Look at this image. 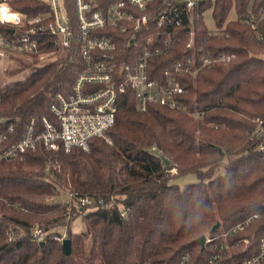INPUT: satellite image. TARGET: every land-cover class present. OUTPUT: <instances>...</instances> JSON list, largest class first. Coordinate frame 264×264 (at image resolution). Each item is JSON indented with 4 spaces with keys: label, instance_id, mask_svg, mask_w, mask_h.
Segmentation results:
<instances>
[{
    "label": "trees",
    "instance_id": "16d2710c",
    "mask_svg": "<svg viewBox=\"0 0 264 264\" xmlns=\"http://www.w3.org/2000/svg\"><path fill=\"white\" fill-rule=\"evenodd\" d=\"M36 3L14 5L32 15L40 11ZM262 10L264 0H205L195 16L192 46L186 16L179 25L155 24L153 41L140 42L139 49L164 47L150 58L152 72L176 74L185 87V108L155 103L141 110L128 91L120 97L112 143L96 137L89 150L39 148L0 161V264H177L190 251L189 264H205L225 242L223 234L239 224L228 236L224 260L258 253L264 238V136L251 133L256 118L264 126V17L255 28L242 17ZM208 13L215 28L206 23ZM79 70L64 56L32 65L26 79L0 85L3 113L20 116L22 124L41 116L56 92L70 91ZM187 173L198 179L185 186L174 181ZM66 193L70 210L68 202L49 201ZM81 196L93 202L85 205L87 228L74 232L70 223ZM36 225L54 230L47 242L34 237ZM58 226L68 227L71 252L53 236L61 234ZM203 234L211 239L205 245L196 240Z\"/></svg>",
    "mask_w": 264,
    "mask_h": 264
},
{
    "label": "built area",
    "instance_id": "2783aa9c",
    "mask_svg": "<svg viewBox=\"0 0 264 264\" xmlns=\"http://www.w3.org/2000/svg\"><path fill=\"white\" fill-rule=\"evenodd\" d=\"M16 1L19 0H0V73L2 60L7 56L14 62L21 59L20 67L24 63L41 65L64 56L80 70L69 92H56L47 112L31 117L25 124L20 116L3 113L0 95V161L22 157L39 148L89 150L90 141L96 137L112 143L110 130L116 123L120 97L128 91L134 93L141 110L155 103L185 108L181 98L185 87L176 74L170 69L162 77L152 72L150 58L163 52L164 47L146 44L139 49V45L142 40L153 41L155 24L179 25L186 16L191 35L187 46H192L195 16L205 0H73L72 9L69 0H36L35 8L40 11L32 15L14 5ZM263 17L264 10L259 15L248 11L242 20L255 28ZM116 41L130 46L131 53L120 49ZM220 57L230 59L226 54ZM210 61V57L204 58L205 63ZM177 70L181 72L180 67ZM262 123L261 120L256 135L263 136ZM92 202L91 196L78 197L74 203L76 213L84 216L85 205ZM240 227L242 224L223 234L225 242L205 264H260L264 238L258 253L235 262L224 260L228 236ZM49 232L38 225L33 235L43 243L48 241ZM54 237L63 242L67 234ZM190 260L191 251L177 264H189Z\"/></svg>",
    "mask_w": 264,
    "mask_h": 264
},
{
    "label": "rangeland",
    "instance_id": "374dc122",
    "mask_svg": "<svg viewBox=\"0 0 264 264\" xmlns=\"http://www.w3.org/2000/svg\"><path fill=\"white\" fill-rule=\"evenodd\" d=\"M234 14V12H232ZM206 23L210 28H215L216 27V22L215 19L212 17L211 13H208L206 15ZM22 62V60H18V62L12 61L11 57L7 56L4 57L2 60V71L0 73V81L3 84H8L12 83L17 80H24L27 77H29L32 73V65L24 63L22 64V67H20L18 64ZM200 116L196 115V118H199ZM261 125V119L258 117L256 118V124L255 127L251 133L252 138H262L264 136H259L255 134V131L258 129V127ZM263 143L259 146L261 150L264 151L262 148ZM177 169H173V172L175 173ZM198 179L197 175L195 173H187L181 176H178L175 178V182L180 184V186H185L187 183L196 181ZM70 193H66L64 195L56 196L51 198L49 201H63L67 202L70 200ZM71 201V200H70ZM121 211L123 212L122 214L125 215L124 213V208L125 206L120 204ZM38 226V225H36ZM70 228L74 232H81L84 231L87 228V220L83 215H77L75 218L70 223ZM54 229L59 230L62 233H68V227L67 226H58L55 227ZM54 230H51L49 233H53ZM60 235V233H54L53 236ZM49 237V236H48ZM57 239V238H55ZM58 240V239H57ZM60 241V240H58Z\"/></svg>",
    "mask_w": 264,
    "mask_h": 264
},
{
    "label": "water",
    "instance_id": "95a60500",
    "mask_svg": "<svg viewBox=\"0 0 264 264\" xmlns=\"http://www.w3.org/2000/svg\"><path fill=\"white\" fill-rule=\"evenodd\" d=\"M166 163H169V161L166 159ZM220 225V222H218L216 225H215V228L217 226ZM197 242H199L200 244L202 245H205L206 244V241H207V236L205 234L201 235L200 237H198L197 239ZM63 247L64 249L67 251V252H71V248H72V242H71V238L69 237H66L64 240H63Z\"/></svg>",
    "mask_w": 264,
    "mask_h": 264
}]
</instances>
